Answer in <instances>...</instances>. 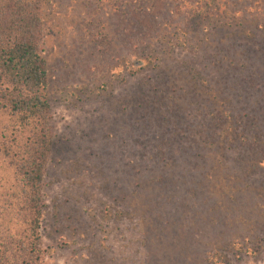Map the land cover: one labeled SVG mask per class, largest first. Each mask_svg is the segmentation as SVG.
Returning <instances> with one entry per match:
<instances>
[{
  "label": "rangeland",
  "instance_id": "1",
  "mask_svg": "<svg viewBox=\"0 0 264 264\" xmlns=\"http://www.w3.org/2000/svg\"><path fill=\"white\" fill-rule=\"evenodd\" d=\"M51 3L43 56L54 149L43 186V264H264V240L255 254L243 243L249 237V246L256 245L264 192L263 204L254 206L256 199L234 190L230 177L238 172L189 176L192 159L177 137L187 124L176 113L165 114L164 123L160 115L137 122L134 94L115 66L137 51L142 34H151L138 12L147 3ZM153 47L165 49L160 41ZM141 134L152 135V148L169 146L153 158L166 173L137 172L133 150Z\"/></svg>",
  "mask_w": 264,
  "mask_h": 264
},
{
  "label": "trees",
  "instance_id": "2",
  "mask_svg": "<svg viewBox=\"0 0 264 264\" xmlns=\"http://www.w3.org/2000/svg\"><path fill=\"white\" fill-rule=\"evenodd\" d=\"M135 1L147 3L138 12L151 34H142L137 51L115 68L123 69L122 81L134 94L137 122L160 115L164 123L165 114L176 113L187 124L177 134L192 159L187 174L238 172L240 177H230L237 196L263 204L264 0ZM51 5L0 0V264H43V186L54 149L50 70L43 56ZM154 41L165 49L151 48ZM139 137L137 172L166 173L153 158L169 146L152 148V135ZM243 239L246 252L258 253L264 221L254 229L256 245Z\"/></svg>",
  "mask_w": 264,
  "mask_h": 264
}]
</instances>
